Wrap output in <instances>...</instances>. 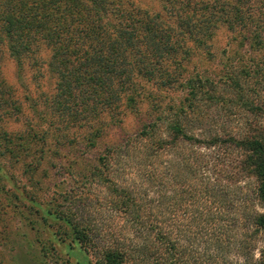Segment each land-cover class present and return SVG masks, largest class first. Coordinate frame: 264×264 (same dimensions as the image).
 <instances>
[{"label": "trees", "instance_id": "1", "mask_svg": "<svg viewBox=\"0 0 264 264\" xmlns=\"http://www.w3.org/2000/svg\"><path fill=\"white\" fill-rule=\"evenodd\" d=\"M146 1L0 0V61L54 80L58 139H109L50 212L79 264H264V64L217 81L196 65L218 30L255 22L252 1ZM0 99L14 102L1 75Z\"/></svg>", "mask_w": 264, "mask_h": 264}, {"label": "rangeland", "instance_id": "2", "mask_svg": "<svg viewBox=\"0 0 264 264\" xmlns=\"http://www.w3.org/2000/svg\"><path fill=\"white\" fill-rule=\"evenodd\" d=\"M251 1L244 8L251 9L255 24H241L234 32L221 28L210 44L211 61L196 63L215 81L230 65H245L247 55L264 64V0ZM145 3L158 8L153 1ZM0 75L14 96V102L0 99V264H79L74 254L79 247L72 242L71 230L50 210L62 203L65 191L84 184L87 171L83 160L98 166L95 157L109 139L90 149L59 140L57 126L49 124L45 102L54 80L40 77L34 68L19 71L7 53L0 61ZM140 113L142 116L127 114L122 129L132 132L139 128L147 107L142 106ZM217 113L210 111L212 117ZM56 140L60 142L55 145ZM73 161L76 164L70 166ZM262 247L259 243L255 259L260 258Z\"/></svg>", "mask_w": 264, "mask_h": 264}]
</instances>
